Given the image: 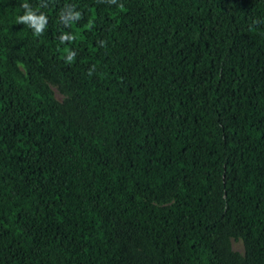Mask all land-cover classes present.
<instances>
[{"label":"trees","instance_id":"16d2710c","mask_svg":"<svg viewBox=\"0 0 264 264\" xmlns=\"http://www.w3.org/2000/svg\"><path fill=\"white\" fill-rule=\"evenodd\" d=\"M0 264H264V0H0Z\"/></svg>","mask_w":264,"mask_h":264},{"label":"rangeland","instance_id":"374dc122","mask_svg":"<svg viewBox=\"0 0 264 264\" xmlns=\"http://www.w3.org/2000/svg\"><path fill=\"white\" fill-rule=\"evenodd\" d=\"M51 89L54 93V97L57 100H60L61 99L60 95L55 91L53 87ZM220 245H223L224 247H226L229 254L235 255L240 259H245V245H244L243 238L240 234L225 235V237L220 242L217 243L218 247H220ZM236 262L242 263L238 259L236 260Z\"/></svg>","mask_w":264,"mask_h":264}]
</instances>
